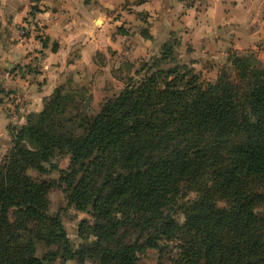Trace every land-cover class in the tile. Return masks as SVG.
<instances>
[{
    "label": "trees",
    "instance_id": "trees-1",
    "mask_svg": "<svg viewBox=\"0 0 264 264\" xmlns=\"http://www.w3.org/2000/svg\"><path fill=\"white\" fill-rule=\"evenodd\" d=\"M228 61L203 80L165 46L96 113L71 97L84 92L57 86L11 129L0 159V264H139L176 235L173 264H264V68ZM44 164L59 172L67 205L89 216L78 248L47 214L51 183L27 173ZM37 241L57 252L36 256Z\"/></svg>",
    "mask_w": 264,
    "mask_h": 264
},
{
    "label": "crops",
    "instance_id": "crops-1",
    "mask_svg": "<svg viewBox=\"0 0 264 264\" xmlns=\"http://www.w3.org/2000/svg\"><path fill=\"white\" fill-rule=\"evenodd\" d=\"M262 37L264 0H0V149L66 76L171 46L178 64L210 65L215 79Z\"/></svg>",
    "mask_w": 264,
    "mask_h": 264
},
{
    "label": "rangeland",
    "instance_id": "rangeland-1",
    "mask_svg": "<svg viewBox=\"0 0 264 264\" xmlns=\"http://www.w3.org/2000/svg\"><path fill=\"white\" fill-rule=\"evenodd\" d=\"M256 49L246 50L240 53L233 52L237 56L250 57L259 62V65L264 68V37L260 38L256 42ZM153 58V57H152ZM151 57L138 58L131 65H95L94 69H91L84 75H75L73 78L71 76H66L64 85L67 90L84 92L81 96L78 94H71L73 100L79 101L80 99L89 101L85 103L82 101L83 105H89L88 109L92 113H96L103 101L109 97L116 95L125 85L129 77H136L135 71H137L141 64L145 61H151ZM129 63V62H128ZM228 66L231 68L229 63L227 65H222L217 69V72L221 67ZM197 73L201 76L203 80L213 81L212 67L210 65H199ZM75 95V96H74ZM86 110V109H84ZM80 112V110H79ZM5 152L0 149V159ZM55 166L62 170H66L69 166V159L66 157H61L59 155L52 159ZM46 169L45 172L40 173L34 169L29 170L27 173L30 177L39 180H46L51 183V190L48 193L49 209L47 211L48 215L58 214L61 223L65 229L66 235L70 240L73 248H78L81 244L78 238V225L83 219H88L89 216L85 212H78L72 207L68 206L64 194L57 187V182L59 178V172L52 169L49 165L44 164ZM190 198L193 197V193L189 194ZM181 204V202H180ZM175 217H178L179 221L183 220L182 210H175ZM184 244V238L180 235H176L170 240L160 241V249L148 250L144 254L139 256V264H173L177 255L180 253V246ZM57 252L54 246H48L43 241H37L36 243V256L42 257L47 252ZM54 264H62L60 258L56 260ZM66 264H99L97 261L91 259H85L83 262H78L76 260L68 261Z\"/></svg>",
    "mask_w": 264,
    "mask_h": 264
}]
</instances>
